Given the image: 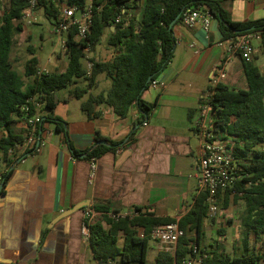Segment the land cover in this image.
Segmentation results:
<instances>
[{"label": "trees", "instance_id": "1", "mask_svg": "<svg viewBox=\"0 0 264 264\" xmlns=\"http://www.w3.org/2000/svg\"><path fill=\"white\" fill-rule=\"evenodd\" d=\"M142 1H146V4L143 16L138 20L130 11L139 8ZM29 6L30 0H0V164L4 163L8 167L0 184V194L4 193L14 171L12 165L15 161L9 160V152L24 146L26 142V130L17 131L16 119L21 115L22 106L32 96H40L45 108L51 110L47 118H42L40 129L43 130L46 122L55 123L57 131L64 132L76 159H98L124 143L107 140L106 145L97 144L86 151L76 150L65 130V122L54 115L59 103L57 92L74 84L76 87L70 93L71 99H82L97 85L98 77L104 74L111 80L110 90L97 96L90 95L82 102V110L89 119H97L102 115L97 109L105 106L124 119L132 106L137 105L140 116L134 127L140 128L148 122L156 106L144 100V93L174 57L177 47L175 27L186 9L201 7L210 12L219 21L225 40L264 29V19L231 21L221 0H91L90 4L88 0H38L37 9L44 11L52 25L58 23L66 6H75L81 11L91 7L92 27L90 34L83 40L77 38V28L66 34L65 48L69 63L64 72L39 74V59H30L26 64L25 77L33 79V82L27 85L14 69L11 54L16 35L24 31L23 16ZM119 16L121 20L117 23ZM176 19L171 29L170 25ZM106 30L109 33L107 44L113 49L111 58L104 61L88 58V50L91 53L96 51ZM262 46L264 50V39ZM29 50L34 54V50ZM87 61L93 63L90 72L86 67ZM243 63L247 89L236 90L221 83L212 102L215 124L217 128L236 137L234 154L241 160V178L233 189L219 193L218 204L222 203L223 209H228L237 201L244 202L245 211L241 218L244 232L242 249L230 254L221 243L216 249L202 248L205 222L210 216L206 195L201 194L196 198L193 208L179 221L185 231L179 243V259L193 255L197 249L201 264L264 262V150L259 149L264 146V73L252 61L243 60ZM80 82L86 86H77ZM134 134L135 131L132 136ZM36 147L37 143L22 157L34 154ZM234 191L241 196L233 195ZM92 209L102 214L90 227L89 246L98 264H113L117 260L120 264H146L153 230L176 222L173 218L157 217L149 207L137 206L133 208L135 216L120 219L109 216L111 212L120 211L110 210L108 206L95 205ZM141 232L144 237L140 236ZM219 232L225 233L222 230ZM121 237L122 246L119 245ZM156 263L173 264V259L168 254L158 253Z\"/></svg>", "mask_w": 264, "mask_h": 264}, {"label": "crops", "instance_id": "2", "mask_svg": "<svg viewBox=\"0 0 264 264\" xmlns=\"http://www.w3.org/2000/svg\"><path fill=\"white\" fill-rule=\"evenodd\" d=\"M221 2L233 22L264 19V0ZM145 4L142 1L136 9L142 11L141 18ZM175 36L174 57L156 79L163 86H150L144 93V100L156 106L142 127H134L140 116L137 105L124 119L105 106L97 109L102 113L97 119H89L82 107L76 113L67 110L62 117L56 115L58 99L54 115L65 122L76 150L86 151L107 140L124 143L96 159L95 167L91 160L73 156L64 132L52 122L41 129L39 151L22 157L25 148L17 150L22 158L12 165L14 171L0 194V264H88L92 260L98 264L82 239L84 211L95 205L123 213L149 207L157 217L176 221L193 208L198 197L199 148L193 122L202 96L213 86L215 68L224 58L219 44L225 39L215 17L208 32L202 26L188 28L179 23ZM254 45L252 62L264 73L262 42ZM232 73L236 79L231 82L247 89L241 58L229 64L226 80ZM226 80L222 83L230 86ZM69 98L64 102L67 107L72 103ZM182 109H187L188 122L185 114L179 117ZM16 129L24 128L17 123ZM6 166L0 164V170ZM85 201L90 206L53 223ZM209 228L214 231L211 224ZM204 232L206 237L205 227Z\"/></svg>", "mask_w": 264, "mask_h": 264}, {"label": "built area", "instance_id": "3", "mask_svg": "<svg viewBox=\"0 0 264 264\" xmlns=\"http://www.w3.org/2000/svg\"><path fill=\"white\" fill-rule=\"evenodd\" d=\"M38 0H30V6L25 11L23 22L26 26L37 24L39 21V12L37 9ZM79 13V14H78ZM91 7L85 11H81L78 7H65L62 10L58 23L53 25V33L59 37L68 34L73 28H77V38L79 40L86 39L91 32L92 27ZM213 16L210 12L203 8H188L182 16L180 24L188 28H196L202 26L205 31L210 30ZM121 16L116 20L119 23ZM264 39V29L248 32L237 38H232L220 42V46L224 49V58L217 65L214 73L213 86L202 96L200 100L199 115L195 117L194 130L199 141V148L196 156V171L198 179V194H205L207 204L209 205V216H215L219 210L218 196L219 193L227 192L233 189L237 181L241 178L239 171L241 160L237 159L234 154V146L236 145V137L229 135L224 130L217 128L214 118V108L212 102L217 92L218 86L227 78L228 66L234 58H241L246 62H251L255 56V42H262ZM89 52V50H88ZM87 52V54H88ZM89 58V57H88ZM93 63L88 61L87 70L90 72ZM44 72L39 71V74ZM153 87H162L157 80L151 84ZM45 103L40 96H32L21 108V115L16 119L17 122L26 130V142L24 146L11 149L9 152V160L16 161L19 148H25V151L32 148L36 143L35 152L39 151V144L42 142L41 129ZM92 167H95L96 159H92ZM8 167L0 170V184L3 180ZM237 194L235 191L233 195ZM241 196V194H237ZM134 211L129 213H109L112 219L125 218L127 216H135ZM102 217V214L96 212L91 207L84 211V222L82 227V236L84 240L90 244L91 225ZM180 220L174 223L156 227L151 233V238L156 241L159 253L168 254L173 259V264H201V257L197 249L182 259L178 258L179 243L185 236L179 224ZM144 237V233H140ZM259 264H264L261 262Z\"/></svg>", "mask_w": 264, "mask_h": 264}, {"label": "rangeland", "instance_id": "4", "mask_svg": "<svg viewBox=\"0 0 264 264\" xmlns=\"http://www.w3.org/2000/svg\"><path fill=\"white\" fill-rule=\"evenodd\" d=\"M88 3L90 4L91 0H88ZM65 5L66 4L64 3L63 6ZM130 13L136 15L138 20L141 19L142 11L140 9L130 11ZM39 15L40 17L37 24L31 26L25 25L24 31L16 35L14 39L15 44L11 54V61L13 63L14 69L23 77L27 85L32 84L33 79L25 77L26 64L33 57H37L39 59L40 63L38 70L41 72L61 73L66 70L69 63L68 54L65 48L67 35L64 34L62 37L55 35L52 31L53 25L46 18L44 11L40 10ZM108 36L109 33L106 30L101 43L96 48V51L93 53L88 52V57L90 59L94 57L96 60L104 61L111 58L113 49L107 44ZM29 48L34 50V54H31ZM87 63L88 61L86 62V67ZM234 78V74H230L228 80H226V83L235 89L244 87L241 86V84H234L231 82ZM77 86L83 88V86L85 87L86 85L84 82H80ZM75 87L76 86L74 84H70L67 88L57 92V98L61 100V103L56 115L65 117L67 110H71L73 113H76L81 107L82 102L87 100L90 95L97 96L103 92L107 93L111 88V80L108 79L104 74H101L98 77L97 85L93 87L90 92L87 93V95H85L82 99L72 100L70 106L67 107L64 102L69 101L70 93L75 89ZM42 114L44 115V118H47L51 114V110L45 108ZM184 114L188 122L187 109H182L181 115H179V117L181 118L184 116ZM190 135L194 138L191 131ZM259 149L264 150V146H260ZM218 206L219 210L217 211L216 215L210 217L205 222L206 237L201 243L202 248H207L209 250L216 249L219 243H221V246L228 253H236L242 249V238L244 236V232L241 228V218L245 211V204L243 201H237L236 203L231 204L228 209H223L222 203H219ZM221 214H223V216H221ZM210 224L212 225L214 231L209 228ZM215 224H217L216 227ZM220 230L224 231L225 233H220ZM233 238H237L238 241H233ZM82 239L86 245H89L84 240L83 236ZM119 245H123L122 237L119 240ZM157 255V245L155 241L151 239L146 264H157ZM88 264L96 263L92 260L88 262ZM113 264H120V261L117 260Z\"/></svg>", "mask_w": 264, "mask_h": 264}, {"label": "water", "instance_id": "5", "mask_svg": "<svg viewBox=\"0 0 264 264\" xmlns=\"http://www.w3.org/2000/svg\"><path fill=\"white\" fill-rule=\"evenodd\" d=\"M177 20H178V19H176V20L170 25V28H171V29L174 27V25H175V23H176ZM98 144H99V145H100V144H101V145H106L107 143L104 142V141H102V142H99ZM88 206H90V201H85V202L79 203V204H77L76 206H74L72 209H70V210L64 212L63 214H61V215H60V216H59V217H58L53 223H56L58 220H60V219H62V218H65V217H67V216H69V215H71V214H73V213H75V212H77V211H79V210H82L83 208L88 207Z\"/></svg>", "mask_w": 264, "mask_h": 264}]
</instances>
